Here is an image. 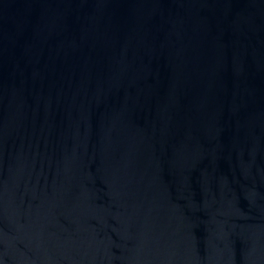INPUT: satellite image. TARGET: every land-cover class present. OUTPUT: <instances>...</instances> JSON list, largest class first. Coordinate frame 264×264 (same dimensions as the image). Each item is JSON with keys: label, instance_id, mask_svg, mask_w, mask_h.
<instances>
[{"label": "water", "instance_id": "95a60500", "mask_svg": "<svg viewBox=\"0 0 264 264\" xmlns=\"http://www.w3.org/2000/svg\"><path fill=\"white\" fill-rule=\"evenodd\" d=\"M0 264H264V0H0Z\"/></svg>", "mask_w": 264, "mask_h": 264}]
</instances>
